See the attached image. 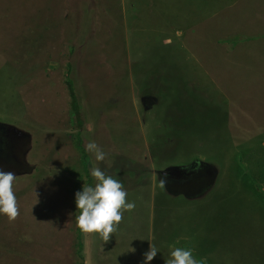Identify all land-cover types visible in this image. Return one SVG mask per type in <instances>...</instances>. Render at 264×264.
Listing matches in <instances>:
<instances>
[{
    "label": "rangeland",
    "instance_id": "rangeland-1",
    "mask_svg": "<svg viewBox=\"0 0 264 264\" xmlns=\"http://www.w3.org/2000/svg\"><path fill=\"white\" fill-rule=\"evenodd\" d=\"M64 3L51 6L50 23L38 17L33 31L27 0H0V23H9L0 25V169L16 174L19 209L14 220L0 214V224L19 220L28 227L2 229L0 237L43 240L52 250L65 238L69 183L61 157L79 130L65 82L71 65L84 145L95 141L106 154L96 161L89 152L90 169L100 167L120 180L126 199L135 202L108 241L90 233L103 264H143L149 245L159 250L149 264H166L173 247H190L207 264H264V134L252 135L254 148L246 155L249 143L234 144L227 112L211 99L224 103L238 90L252 96L253 82L246 79L257 67L241 74L235 64L260 60L263 55L250 49L264 34L233 33L220 41L214 35L262 32L256 25L264 22V3ZM190 30L199 33L192 44ZM240 39L249 50L219 56L220 47L230 43L233 49ZM200 43L206 44V64L234 65L225 93L212 89L210 100L187 83V67L197 62L189 56L198 54ZM32 157L37 161H27ZM71 172L77 191L85 184L82 164ZM95 183L92 177L90 185Z\"/></svg>",
    "mask_w": 264,
    "mask_h": 264
},
{
    "label": "crops",
    "instance_id": "crops-1",
    "mask_svg": "<svg viewBox=\"0 0 264 264\" xmlns=\"http://www.w3.org/2000/svg\"><path fill=\"white\" fill-rule=\"evenodd\" d=\"M248 1V0H246ZM251 3L257 2L258 4L264 3V0H249ZM29 4L32 5L30 9L32 12V23L31 28L33 31L37 30V18H45L46 23H50L51 18V6L54 8H59L64 3V0H27ZM39 26L42 25V18L40 20ZM59 21V20H58ZM30 20L27 22V24ZM21 28L25 27V22L21 23ZM2 29H6L9 25L8 22L0 23ZM48 27V25L46 24ZM256 29L264 27V22L256 25ZM193 29L194 27H190ZM189 28V29H190ZM249 28V27H248ZM247 28V29H248ZM250 29H253L251 26ZM204 35L207 36L205 31ZM233 33H240L243 37H254L259 34H264L262 32H256V30L251 32H241V31H232V32H216L214 36L219 39H224L232 36ZM199 33L194 30H190L188 33V43L194 42ZM246 40V39H244ZM240 39V42L234 44V48L231 49L232 44L227 43L220 47L219 56L222 58L229 57L233 52L238 50L246 51L249 50L247 41ZM253 40V39H252ZM259 42V40H258ZM257 42V43H258ZM255 43V44H257ZM253 44V41H251ZM202 45V46H201ZM205 43H200L198 45V54H190L189 57L193 58L197 62H193L194 65L187 67V79L189 80L188 85H192L196 90H194L198 96L202 97L205 100H210L209 94H212L211 90L214 91H223L226 90V82H228L231 77L229 69L234 65H227L226 63L221 62L220 60H215L213 62L205 63ZM196 49V48H195ZM224 51V52H223ZM250 52L253 54L263 55L259 61L255 63H238L237 65L242 72L248 71L251 65H255L257 68L254 69V78H248L246 81L253 82L252 96H242L239 95V90L234 93L232 96L224 98V103L222 99H216L211 97L218 107L224 108L227 112L228 123L234 126V129L231 130V136L234 144L237 147L239 145H247L249 143L247 155L252 148V140L255 138L252 135H263L264 134V41L259 42L258 45L250 49ZM176 67L179 65L175 64ZM188 65V66H189ZM239 68H235L234 75L236 79H239ZM241 80V79H240ZM208 84L211 85V89H208ZM191 89V88H190ZM193 90V89H191ZM201 92H205L201 93ZM262 95V96H261ZM260 96V98H258ZM232 113V114H231ZM230 119V121H229ZM264 144V142H263ZM67 146L65 154L61 157L62 161H67L68 167V191H67V200H66V214L69 219L68 226L66 227V235L60 246H54L52 250V245L48 244L46 241L41 240H26V239H15V238H3L0 237V264H80L81 258L77 252V221H76V206L74 194L76 192L75 188V178L72 175L71 169L73 167H80L81 164V155L74 146V142L70 140L69 143L65 144ZM255 146V145H254ZM261 147V146H259ZM252 151V150H251ZM51 159V158H50ZM49 161H52L50 160ZM27 161H37L35 158L28 159ZM47 161V159L43 160ZM74 161L75 165H72ZM15 226H22L25 230L27 229L26 221L19 222L10 221L9 223H1L0 230L2 229H14ZM26 233H22L25 235ZM51 246V247H50ZM98 243L95 237L90 238V233L84 232V264H103V259L98 254Z\"/></svg>",
    "mask_w": 264,
    "mask_h": 264
},
{
    "label": "clouds",
    "instance_id": "clouds-1",
    "mask_svg": "<svg viewBox=\"0 0 264 264\" xmlns=\"http://www.w3.org/2000/svg\"><path fill=\"white\" fill-rule=\"evenodd\" d=\"M85 150L94 153L96 161L105 159V152L95 141L85 145ZM90 175L95 178L94 185H82L75 192L77 227L85 233L96 232L108 241L122 219L125 211L135 208V202L126 199L128 193L120 180L108 175L100 167L90 169ZM16 174L12 171L0 169V214L14 220L19 215L17 198L13 191ZM165 183L161 180V185ZM159 253L154 245H149L143 253V264H149ZM194 249L190 247H173L166 264H201L194 256Z\"/></svg>",
    "mask_w": 264,
    "mask_h": 264
},
{
    "label": "trees",
    "instance_id": "trees-1",
    "mask_svg": "<svg viewBox=\"0 0 264 264\" xmlns=\"http://www.w3.org/2000/svg\"><path fill=\"white\" fill-rule=\"evenodd\" d=\"M65 82H66L69 95H70L71 111L76 119V123L79 129L75 136L74 145L81 155V159H82L81 164H82V173H83L82 175L85 177L84 185L87 186V185H90L92 181V176L90 175L89 152L85 150V145H84L83 136L81 132V128L84 125L83 110H82V104L80 102V99H79V96H78V93L75 87V82L73 78L71 77V65H68V68L66 70ZM81 188H79L78 190H80ZM76 214L77 216L79 215V210L76 211ZM83 249H84V232H82L77 227V252L81 258L80 264H84V260H85ZM197 259L201 261V264H207L202 258L198 256H197Z\"/></svg>",
    "mask_w": 264,
    "mask_h": 264
}]
</instances>
